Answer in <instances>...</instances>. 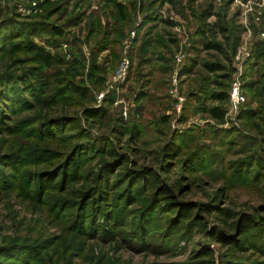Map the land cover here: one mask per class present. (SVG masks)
<instances>
[{
    "label": "rangeland",
    "instance_id": "1",
    "mask_svg": "<svg viewBox=\"0 0 264 264\" xmlns=\"http://www.w3.org/2000/svg\"><path fill=\"white\" fill-rule=\"evenodd\" d=\"M263 41L264 0H0V264H264Z\"/></svg>",
    "mask_w": 264,
    "mask_h": 264
},
{
    "label": "trees",
    "instance_id": "2",
    "mask_svg": "<svg viewBox=\"0 0 264 264\" xmlns=\"http://www.w3.org/2000/svg\"><path fill=\"white\" fill-rule=\"evenodd\" d=\"M55 32L58 35H62L63 34V29H61L60 27L57 26V27H55ZM206 47L207 48H215V49H218V50H222L221 46L219 44H216L215 42L206 43ZM34 50H35L34 51V59H35V61L41 62L45 66L49 65V64H52V62L54 61L51 53L49 51H46L44 48L39 47V46H34ZM263 54H264V41L263 42H259L257 44L256 49H255V55L261 56ZM216 68H217L216 66H214V65L211 66L210 65V69L211 70H215ZM5 77L6 76H3V75L0 76V82H2L4 84L7 83L6 81H8V80H6L4 82ZM4 89H6V88H2V87L0 88V100L1 101H3L1 99L2 98V94L6 93ZM73 90L75 92H79L80 88L77 87V86H74ZM214 98L218 99V100H226L229 97H228L227 93L220 92V93L215 94ZM208 111L212 114L213 117H215L217 119H220V120H223L225 112H224V110L221 107L213 106V107L208 108Z\"/></svg>",
    "mask_w": 264,
    "mask_h": 264
},
{
    "label": "built area",
    "instance_id": "3",
    "mask_svg": "<svg viewBox=\"0 0 264 264\" xmlns=\"http://www.w3.org/2000/svg\"><path fill=\"white\" fill-rule=\"evenodd\" d=\"M230 95V101L233 109H238L239 106L246 101L245 96L240 92L238 87H234Z\"/></svg>",
    "mask_w": 264,
    "mask_h": 264
}]
</instances>
